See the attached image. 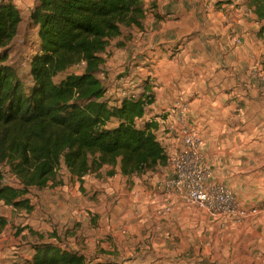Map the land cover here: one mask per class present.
<instances>
[{
  "label": "crops",
  "instance_id": "obj_1",
  "mask_svg": "<svg viewBox=\"0 0 264 264\" xmlns=\"http://www.w3.org/2000/svg\"><path fill=\"white\" fill-rule=\"evenodd\" d=\"M142 1L143 25L127 27L126 50L138 65L133 83L142 77L156 94L143 121L158 125L171 159L179 151L171 108L178 100L188 103L215 180L245 208L262 212L250 222L226 224L160 189L161 179L125 177L129 197L127 184L116 179L94 193L106 200L94 206L104 214V236L112 238L108 250H125V264H264V23L250 0ZM255 64L260 74L252 77ZM167 204L174 208L170 215L156 214Z\"/></svg>",
  "mask_w": 264,
  "mask_h": 264
},
{
  "label": "trees",
  "instance_id": "obj_2",
  "mask_svg": "<svg viewBox=\"0 0 264 264\" xmlns=\"http://www.w3.org/2000/svg\"><path fill=\"white\" fill-rule=\"evenodd\" d=\"M264 23V0H250ZM142 0H38L30 24L38 29V49L30 73L22 76L0 55V166L19 186L5 185L0 172V203L31 211L30 190L47 189L63 165L81 180L88 174L119 172L129 179L170 167L155 130L143 121L156 102L150 83L139 94L109 95L98 77L110 40L123 28L142 27ZM23 18L12 1H0V50L19 34ZM264 32V25L261 28ZM84 66L81 74L69 70ZM8 220L0 216V229ZM33 254L10 264H91L58 239L32 244ZM1 264V263H0ZM93 264H117L112 257Z\"/></svg>",
  "mask_w": 264,
  "mask_h": 264
},
{
  "label": "rangeland",
  "instance_id": "obj_3",
  "mask_svg": "<svg viewBox=\"0 0 264 264\" xmlns=\"http://www.w3.org/2000/svg\"><path fill=\"white\" fill-rule=\"evenodd\" d=\"M12 1L19 9L23 21L19 34L7 50H0V55L7 53L9 59L4 64L13 66L22 76L30 73L32 55L38 49V29L30 24V13L38 0H0ZM129 29L117 38L110 40L106 53L103 54L105 64L98 75L109 89V95L123 97L126 94H139L143 89L142 77L138 82L132 79V66H138L136 60L127 54L126 41ZM84 66H77L69 72L81 74ZM140 84V85H139ZM111 169L106 167L101 176L88 174L79 180L71 175L65 165L57 174L56 180L45 190L31 189L29 200L32 210L17 211L0 203V216L8 220L5 228L0 229V263L10 264L22 262L33 254L32 244L41 239H58L64 246L87 258L91 264L97 259L112 257L117 264L126 263V251L110 252L108 243L112 238L104 236L105 227L102 222L104 214L97 211L94 204L105 203L106 200L95 198L94 193H101L104 187L112 186L120 179L119 186L124 187L123 194L129 197L131 188L129 181L119 172L109 176ZM5 178V185L17 187L18 180L7 166H0ZM170 174L169 168L150 172L142 179L149 178L155 183ZM148 179V180H149ZM128 204V203H127ZM115 203V207H117ZM112 218V212H108ZM110 254H112L110 256ZM122 262V263H121Z\"/></svg>",
  "mask_w": 264,
  "mask_h": 264
},
{
  "label": "built area",
  "instance_id": "obj_4",
  "mask_svg": "<svg viewBox=\"0 0 264 264\" xmlns=\"http://www.w3.org/2000/svg\"><path fill=\"white\" fill-rule=\"evenodd\" d=\"M236 44L240 47L245 45L242 36L236 37ZM259 68L258 64L252 65L248 72L252 77H257L260 74ZM171 110L178 126L179 151L171 157V175L159 181L160 189L182 197L226 224H243L259 216L262 208H245L231 188L215 180L202 150L203 132L191 118L190 105L178 100ZM173 210V206L167 204L157 208L155 212L160 217H165Z\"/></svg>",
  "mask_w": 264,
  "mask_h": 264
}]
</instances>
